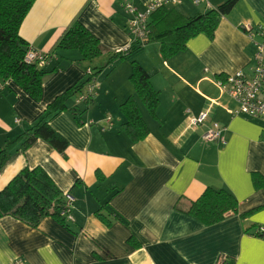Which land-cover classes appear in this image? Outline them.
<instances>
[{
    "label": "crops",
    "instance_id": "crops-1",
    "mask_svg": "<svg viewBox=\"0 0 264 264\" xmlns=\"http://www.w3.org/2000/svg\"><path fill=\"white\" fill-rule=\"evenodd\" d=\"M153 1L35 0L19 36L33 51L49 55L42 67V95L35 101L14 82L0 81V148L38 121L58 95L130 46L123 3L142 10ZM224 1L179 0L170 8L192 17ZM74 19L99 40L97 58L82 60L76 50L50 53ZM262 30L264 0H239L220 19L212 39L200 34L168 60L161 58L157 43L149 44L99 72L85 111L74 96L66 111L49 120L67 141L65 152L38 140L25 151L18 146L0 171L2 190L20 170L41 167L62 194L74 198L73 221L67 228L45 218L33 229L0 218V264L17 259L26 264H217L220 256L226 264H264V237L255 236L264 226V209L244 220L229 215L208 227L176 209L177 204L186 209L206 188L232 194L239 213L264 205V191L252 184L253 173L264 177V118L231 116L236 105L215 83L225 75L251 73L256 45L264 43ZM131 60L149 75L159 100L153 118L137 99L149 130L137 143L120 130L125 119L119 107L134 96ZM203 111L208 122L188 129V117ZM210 122L222 129L224 145L201 140ZM130 237L138 247L128 244Z\"/></svg>",
    "mask_w": 264,
    "mask_h": 264
},
{
    "label": "trees",
    "instance_id": "trees-1",
    "mask_svg": "<svg viewBox=\"0 0 264 264\" xmlns=\"http://www.w3.org/2000/svg\"><path fill=\"white\" fill-rule=\"evenodd\" d=\"M238 1L225 0L217 8L192 17H184L173 8H159L149 18L147 23L149 33L142 45L134 44L124 53H114L105 67L117 60L130 58L149 44L157 43L161 58L168 60L184 51L187 42L200 34L212 39L220 19L229 14ZM34 2L35 0H0V81L14 82L33 100L39 101L45 73L35 63L25 62V55L30 47L19 36L20 26ZM262 40H264V34H262ZM68 50L78 51L82 60L86 61L97 58L102 51L99 40L77 19H74L63 30L50 53ZM46 56L49 55L46 54ZM130 66L129 82L134 89V96L128 97L119 107L120 113L125 119L120 130L131 142L137 143L144 140L149 134L137 105V99L153 118H156L155 112L159 100L158 91L152 87L146 71L135 60L130 61ZM103 69L95 73L92 72L93 79L96 80L99 72ZM91 80L92 77H88L86 81L75 84L58 95L46 106L38 121L15 139L7 141L0 148V171L18 146L22 151H25L38 140L47 143L52 149L63 154L68 143L49 125V120L58 113L66 111V102L74 96L78 97L83 94L86 85ZM91 103L92 100H89L81 105L84 111ZM252 184L255 190L264 191V177L260 174H252ZM64 209L65 194H62L41 167L20 170L0 190V218L11 217L33 229L37 228L45 218H52L68 228L65 218L61 216ZM176 209L208 227L224 221L229 215H237L244 220L256 211L264 209V205L239 213L238 202L232 194L224 189L206 188L199 198L191 202L186 209H181L178 204ZM95 216L106 226H110L111 223L104 219L99 212ZM259 227L256 229L255 236L264 237V234H257ZM128 244L132 247L139 246L133 237L128 239Z\"/></svg>",
    "mask_w": 264,
    "mask_h": 264
},
{
    "label": "built area",
    "instance_id": "built-area-1",
    "mask_svg": "<svg viewBox=\"0 0 264 264\" xmlns=\"http://www.w3.org/2000/svg\"><path fill=\"white\" fill-rule=\"evenodd\" d=\"M194 5H198L201 0H192ZM179 0H157L146 4L142 10L132 2L122 4V9L126 17V28L130 36V46L141 44L146 40L149 33L147 23L152 13L159 8H170L177 5ZM247 29V28H246ZM249 30V29H248ZM261 36L264 30L260 32ZM129 46V47H130ZM127 49L118 50L115 53L126 52ZM264 43L256 45V52L253 55V67L249 75L243 72H237L232 75H225L221 80H217L216 86L221 93L225 94L235 105L234 110H230L231 116H245L251 119L264 118ZM47 61V56L33 51L31 48L25 55V62L28 64L35 63L38 67H43ZM87 77H92V80L86 85L85 92L76 98V105H84L86 101H91L95 95L97 82L93 79L92 72L87 73ZM208 122V113L200 112L197 116H189L187 119V128L196 130ZM201 140L206 143L225 144V138L220 126L215 122H210L207 129L201 134ZM74 198L65 195V209L62 212L66 222L73 221L72 210ZM258 235L264 234V226H260ZM226 257L220 256L217 264H225ZM11 264H26L24 260L17 259Z\"/></svg>",
    "mask_w": 264,
    "mask_h": 264
},
{
    "label": "rangeland",
    "instance_id": "rangeland-1",
    "mask_svg": "<svg viewBox=\"0 0 264 264\" xmlns=\"http://www.w3.org/2000/svg\"><path fill=\"white\" fill-rule=\"evenodd\" d=\"M144 111H147V110H144ZM149 114V113H148Z\"/></svg>",
    "mask_w": 264,
    "mask_h": 264
}]
</instances>
